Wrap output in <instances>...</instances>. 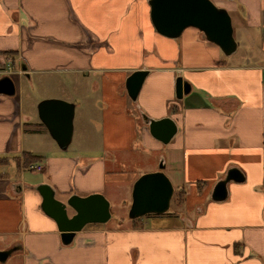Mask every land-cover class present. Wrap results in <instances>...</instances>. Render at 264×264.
Masks as SVG:
<instances>
[{
  "label": "crops",
  "instance_id": "1",
  "mask_svg": "<svg viewBox=\"0 0 264 264\" xmlns=\"http://www.w3.org/2000/svg\"><path fill=\"white\" fill-rule=\"evenodd\" d=\"M235 1L238 49L225 56L197 28L158 33L148 0H0V77L16 88L0 93V250L17 248L0 264H264V0ZM135 70L148 74L132 100ZM178 76L191 84L182 98ZM29 85L42 94L30 91L27 107ZM47 98L75 104L67 150L39 118ZM144 115L171 117L177 134L164 144ZM148 151L183 192L180 211L124 217L138 175L123 168ZM26 153L40 156V172L26 169ZM231 167L245 180L213 200ZM42 183L60 200L101 192L121 202L118 224L88 223L64 244L41 208Z\"/></svg>",
  "mask_w": 264,
  "mask_h": 264
},
{
  "label": "water",
  "instance_id": "2",
  "mask_svg": "<svg viewBox=\"0 0 264 264\" xmlns=\"http://www.w3.org/2000/svg\"><path fill=\"white\" fill-rule=\"evenodd\" d=\"M148 1L152 23L161 35L178 38L186 28L194 27L203 33L206 40L218 45L225 56L232 55L238 49L228 9L216 5L212 0ZM147 74V70H135L127 78L126 89L132 100H137ZM15 90L10 76L0 77V93L14 95ZM190 91L191 84L178 76L177 98H182ZM38 115L58 146L67 150L74 132L75 104L59 98L42 99L38 103ZM143 118L150 134L164 144H168L178 132V126L171 117L153 119L144 115ZM165 168L164 159H161L158 170L144 173L136 179L132 189L129 218L136 219L151 213L163 214L170 210L175 188L165 173ZM244 180V173L239 168H229L225 177L215 184L212 199L225 200L228 196V183ZM36 190L42 195V210L56 220L64 244H70L86 224L105 223L112 217L110 201L101 192L87 196L72 194L66 200H60L50 184H38ZM69 209L75 213L70 215ZM16 249L12 247L0 250V263L6 262Z\"/></svg>",
  "mask_w": 264,
  "mask_h": 264
},
{
  "label": "rangeland",
  "instance_id": "3",
  "mask_svg": "<svg viewBox=\"0 0 264 264\" xmlns=\"http://www.w3.org/2000/svg\"><path fill=\"white\" fill-rule=\"evenodd\" d=\"M212 1L218 6L228 8V11H229V13H230V15L232 17L233 26H234V29H235L234 30L235 31L234 35H235L236 39L238 40L237 37L239 36V26L237 25V15L234 12H231V9H230V4L231 3L232 4L236 3L237 1H235V0H218V1L212 0ZM239 41H241V40H239ZM243 48H245L244 44L239 47V50L237 51V53L234 54V56H240L242 54L243 50H244ZM30 91L34 92V95H36V96H39V95L42 94V91L40 90V87H36L35 88V87H32V85H29V88L26 87V89L24 91V94L22 95V98H23L24 104L27 107H29L32 104V99H31V97L29 95ZM156 158H157V156L155 154L153 155L151 152L148 151V153H143V155H141V156L129 159V164L123 169L124 170H129L130 172L138 175V177H139V176H141L144 173H147L149 171L150 172L154 171V170H152L153 168H157V167L159 168L162 158H159V160H157ZM119 167H121L120 164H119ZM145 169H148V171L146 170V172H143V171H145ZM164 171H165V169H164ZM165 173L167 174L166 171H165ZM29 174H31V173H29ZM117 189H119V188H117ZM132 189H133V187H132ZM127 190H128V197H130L131 189H129L127 187ZM122 192L124 193V190H122ZM173 199H174V201H173ZM127 201H128V199H127ZM176 201L178 202V204H177ZM182 201H183V192L182 191H177L175 189L173 197H172V200H171V206H170V210H173L174 214H176L178 211H180ZM119 203L121 204V202L111 203L112 217L108 221L109 224H112V225H117L118 224V219H119V217H121V213H118L116 211L118 209V207H119ZM130 205H131V202H130V204H129V206L127 208L125 207L123 209L122 213H123V215L125 214L124 217H126L128 215ZM163 214H165V213H163ZM155 215H162V214H147V215H145L143 217L155 216Z\"/></svg>",
  "mask_w": 264,
  "mask_h": 264
},
{
  "label": "trees",
  "instance_id": "4",
  "mask_svg": "<svg viewBox=\"0 0 264 264\" xmlns=\"http://www.w3.org/2000/svg\"><path fill=\"white\" fill-rule=\"evenodd\" d=\"M39 159H41L40 156H36V155L30 154V153L24 154V164L26 165V167L30 166L31 164H33L35 162L40 161ZM6 161H7L6 158H0V165L7 163ZM17 161L19 163V158L17 159ZM0 176H1V174H0ZM168 212H166V213H168ZM151 214H154V213H151Z\"/></svg>",
  "mask_w": 264,
  "mask_h": 264
},
{
  "label": "built area",
  "instance_id": "5",
  "mask_svg": "<svg viewBox=\"0 0 264 264\" xmlns=\"http://www.w3.org/2000/svg\"><path fill=\"white\" fill-rule=\"evenodd\" d=\"M26 169L33 171H41L43 169V165L41 163H33L30 166L26 167Z\"/></svg>",
  "mask_w": 264,
  "mask_h": 264
}]
</instances>
